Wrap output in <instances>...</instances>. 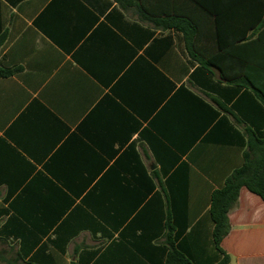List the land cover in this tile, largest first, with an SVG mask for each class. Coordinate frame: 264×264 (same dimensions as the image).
<instances>
[{"label":"crops","instance_id":"1","mask_svg":"<svg viewBox=\"0 0 264 264\" xmlns=\"http://www.w3.org/2000/svg\"><path fill=\"white\" fill-rule=\"evenodd\" d=\"M142 16L192 17L197 60ZM262 19L258 0H0V264H216L210 196L264 132L243 78ZM228 220L229 264H264V201L242 188Z\"/></svg>","mask_w":264,"mask_h":264},{"label":"trees","instance_id":"2","mask_svg":"<svg viewBox=\"0 0 264 264\" xmlns=\"http://www.w3.org/2000/svg\"><path fill=\"white\" fill-rule=\"evenodd\" d=\"M264 5V0H258ZM155 26L162 28H174L183 33L185 44L191 58H195L193 37L197 36V26L192 17H170L165 19H153L142 16ZM264 27V19L260 24V31ZM261 36V33H260ZM260 39V38H259ZM197 60V59H196ZM256 74L243 75L248 86L253 90L258 99L264 103V67L254 66ZM18 69H4L0 67V77H8ZM234 78V77H231ZM246 148L242 154V164L234 170L224 181L221 188L212 192L210 196L209 216L213 223V244L221 255L216 264H229V256L221 249L222 240L229 234V211L237 203L239 191L245 188L251 194L264 201V132H252L246 129ZM165 264H192V262L172 248L166 257Z\"/></svg>","mask_w":264,"mask_h":264}]
</instances>
